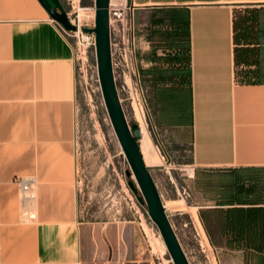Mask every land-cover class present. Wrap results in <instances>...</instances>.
<instances>
[{
  "label": "crops",
  "instance_id": "1",
  "mask_svg": "<svg viewBox=\"0 0 264 264\" xmlns=\"http://www.w3.org/2000/svg\"><path fill=\"white\" fill-rule=\"evenodd\" d=\"M129 2L151 143L191 166L166 179L187 190L216 264H264V0ZM48 18L37 0H0V264H152L121 223L61 212L52 190L17 219L16 177L59 188L74 158L72 51Z\"/></svg>",
  "mask_w": 264,
  "mask_h": 264
},
{
  "label": "rangeland",
  "instance_id": "2",
  "mask_svg": "<svg viewBox=\"0 0 264 264\" xmlns=\"http://www.w3.org/2000/svg\"><path fill=\"white\" fill-rule=\"evenodd\" d=\"M80 1L91 4V0ZM74 71L77 142L69 175L63 181L64 186L38 188L37 172L25 174L24 176L34 177L33 199L21 202L17 185H13L9 192L15 204L18 221L30 222L28 215H35L38 189L44 192L52 190L60 199L55 203L57 210L59 208L61 212H67L74 207L76 213L84 219L119 222L129 232L126 239L137 243L152 264H172L156 226L146 213L145 204L138 201V197L142 199L141 194L105 111L97 81L94 54L88 55L84 79L83 76L80 79L77 70ZM123 111L127 121L133 122L130 110ZM144 144L148 147L150 157L146 164L150 165L152 160L159 162L151 140L146 139ZM63 162L61 158V163ZM62 166L61 164V169ZM152 175H157L159 180L156 188L162 205L165 203L170 206L164 210L189 264H214L213 253L204 244L198 226L190 215L193 209L188 199H181L171 182L166 179L165 176L168 175L165 172H153ZM128 180L135 187V192L128 187ZM177 185L180 184L177 182ZM22 213L26 214L21 215Z\"/></svg>",
  "mask_w": 264,
  "mask_h": 264
},
{
  "label": "built area",
  "instance_id": "3",
  "mask_svg": "<svg viewBox=\"0 0 264 264\" xmlns=\"http://www.w3.org/2000/svg\"><path fill=\"white\" fill-rule=\"evenodd\" d=\"M93 1L94 0H91V4H84L80 0H60L62 6H64L66 18L69 24L73 26L72 30H65L60 24L56 23L50 17L48 18L71 48L72 65L73 68L77 70L80 79L82 76L83 79L85 78L88 55L90 53L94 54V34L83 31V28L93 26ZM133 9L134 5L129 2V0H108L107 2L108 46L111 74L122 109L130 110L138 128L139 124L135 120L134 113H140L149 137L158 139L160 136L159 131L154 126L150 131L145 121L146 102L140 84V75L135 58ZM136 142L139 147V137ZM154 149L159 162L151 164L152 167L162 170L168 176H170L171 170H175L178 177L189 176L191 172L190 165L184 164L180 167H171L169 166L166 156L159 151L156 143H154ZM140 154L142 156L141 152ZM145 165L147 166V164ZM169 181L182 200L189 198L188 192L183 186H178L177 181L174 179L170 178ZM33 182V176L16 177L15 184L18 187L21 202L33 199ZM32 217V214L28 215V218Z\"/></svg>",
  "mask_w": 264,
  "mask_h": 264
},
{
  "label": "water",
  "instance_id": "4",
  "mask_svg": "<svg viewBox=\"0 0 264 264\" xmlns=\"http://www.w3.org/2000/svg\"><path fill=\"white\" fill-rule=\"evenodd\" d=\"M37 1L52 20L60 24L65 30L73 29V26L69 24L66 18L65 10L59 0ZM107 2L108 0L93 1V26L83 28V31L94 34L96 74L105 111L128 164L129 171L132 172L141 194L142 199L138 197V201L145 204L146 213L156 226L172 264H189L169 223L153 178L142 160L136 142L139 137L138 125L135 121H127L118 100L109 60ZM127 185L132 192L136 191L130 180L127 181Z\"/></svg>",
  "mask_w": 264,
  "mask_h": 264
},
{
  "label": "bare ground",
  "instance_id": "5",
  "mask_svg": "<svg viewBox=\"0 0 264 264\" xmlns=\"http://www.w3.org/2000/svg\"><path fill=\"white\" fill-rule=\"evenodd\" d=\"M134 116H135V120L138 122L139 124V147H140V152L142 153V160L144 162V164H146L147 160L150 158L149 157V151H148V147L144 144V141L147 139V140H150V137L147 133V130L145 129V126H144V123H143V120H142V117H141V114L138 113V112H135L134 113ZM77 142V141H75ZM153 145V144H152ZM156 152V151H155ZM76 154V153H75ZM157 161L155 160H152L151 164H156ZM158 163V162H157ZM76 165V164H75ZM77 171V170H76ZM163 207L164 209H168L170 208V206H168L167 204L163 203ZM193 221L196 223V225L198 226V229H199V234L201 235V238L204 242V244L207 245V242L203 236V233L201 231V229L199 228V225H198V221H197V217H196V214L194 212V210H192V213L190 214ZM208 246V245H207ZM215 264V263H214Z\"/></svg>",
  "mask_w": 264,
  "mask_h": 264
}]
</instances>
